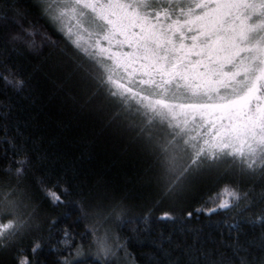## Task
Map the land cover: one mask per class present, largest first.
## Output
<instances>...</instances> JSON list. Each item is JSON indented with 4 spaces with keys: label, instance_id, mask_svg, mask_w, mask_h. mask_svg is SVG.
I'll return each mask as SVG.
<instances>
[{
    "label": "snow or ice",
    "instance_id": "snow-or-ice-1",
    "mask_svg": "<svg viewBox=\"0 0 264 264\" xmlns=\"http://www.w3.org/2000/svg\"><path fill=\"white\" fill-rule=\"evenodd\" d=\"M22 50L37 58L33 71L74 115L145 158L155 188L149 212L165 201L182 209L209 179L233 181L223 191L235 203L208 212L247 200L237 181L264 184V0H0V82L18 95L31 86L9 51ZM39 116L21 119L20 109L0 100V256L63 206L61 218L75 213L84 232L63 229L50 243L58 254L53 264H90L83 241L101 229L104 240L92 254L103 264H128L131 253L113 228L128 210L127 197L109 194L102 180L90 193L77 192V173L69 175L30 131ZM72 195L78 199L69 201ZM58 222L52 217L50 227ZM233 227L242 250L247 233ZM39 247L34 242L33 252ZM184 247L161 236L147 264H187L173 259ZM13 264L30 261L14 257ZM238 264H264V257L252 259L249 251Z\"/></svg>",
    "mask_w": 264,
    "mask_h": 264
},
{
    "label": "trees",
    "instance_id": "trees-1",
    "mask_svg": "<svg viewBox=\"0 0 264 264\" xmlns=\"http://www.w3.org/2000/svg\"><path fill=\"white\" fill-rule=\"evenodd\" d=\"M53 39L59 37L53 35ZM9 55L22 75L29 78L31 90L18 95L0 82V100H10L20 109L21 119L33 112L40 113L38 122L30 131L42 138L43 146L53 154L59 166L68 170L69 175L73 171L77 173V192L82 190L86 194L90 193L96 182L102 180L109 194L127 197L128 210L122 221L114 222L113 228L131 253L127 258L128 264H133V261L134 264H147L161 236L185 245L183 253H177L173 259H183L187 264H206L207 260L238 264V257L249 251L252 259L264 257V242L261 239L264 237V184L258 179L236 182L238 190L247 193L248 197L236 207L207 211L217 209V205L222 203H235L229 192L223 191L224 185H232L233 181L209 179L196 185L182 209L173 210V205L165 201L149 212L146 205L155 198V188L149 182L145 158L129 148L126 142L106 133L101 134L93 120L74 115L70 102L54 91V86L42 73L33 71L34 65L38 63L37 58L23 50L18 54L9 51ZM216 193H220L219 199L210 202L209 197L215 198ZM67 199L76 201L78 196L72 195ZM198 208L204 210L197 212ZM62 211L63 206L56 211H49L40 229L27 234L8 256H0V260L4 264H13L14 257H27L30 264H53L58 254L50 247V243L58 241L63 229L70 226L76 232H84L82 223H74L75 213L63 219ZM164 211H171L172 218H164ZM189 211L192 212L191 217L186 215ZM146 213L148 218L144 220L142 218ZM52 217H56L59 222L50 227ZM234 223H239L241 231L247 233L241 237L244 241L242 250H238L235 245L237 230L233 227ZM97 234L93 236L89 233L83 241L90 264H103L92 254L96 250L95 241L100 239ZM34 242L40 244L35 252ZM89 245H92L91 251ZM164 246L168 247L167 244Z\"/></svg>",
    "mask_w": 264,
    "mask_h": 264
},
{
    "label": "rangeland",
    "instance_id": "rangeland-1",
    "mask_svg": "<svg viewBox=\"0 0 264 264\" xmlns=\"http://www.w3.org/2000/svg\"><path fill=\"white\" fill-rule=\"evenodd\" d=\"M65 23L67 24V23H69V22H68V21H65ZM71 23L75 24V21H71ZM125 50L127 51L128 49L125 48ZM167 95L171 96L172 93H171V92H168ZM154 98L160 99V98H162V97H154ZM181 102H195V101H184V100H178V101H176V103H181ZM97 232H98L97 235H98V237L100 238L99 240H100V241H103V240H104V233H103V231H97Z\"/></svg>",
    "mask_w": 264,
    "mask_h": 264
}]
</instances>
